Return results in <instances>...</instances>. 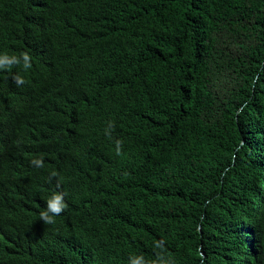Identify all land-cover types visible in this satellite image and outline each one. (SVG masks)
<instances>
[{
  "label": "trees",
  "instance_id": "trees-1",
  "mask_svg": "<svg viewBox=\"0 0 264 264\" xmlns=\"http://www.w3.org/2000/svg\"><path fill=\"white\" fill-rule=\"evenodd\" d=\"M0 264H264V0H0Z\"/></svg>",
  "mask_w": 264,
  "mask_h": 264
},
{
  "label": "clouds",
  "instance_id": "clouds-1",
  "mask_svg": "<svg viewBox=\"0 0 264 264\" xmlns=\"http://www.w3.org/2000/svg\"><path fill=\"white\" fill-rule=\"evenodd\" d=\"M64 207L65 205L63 203L62 197L57 195L51 198L47 204L48 211L41 214V219L44 220L45 223H53L54 218L52 215H49V212L58 215L64 210Z\"/></svg>",
  "mask_w": 264,
  "mask_h": 264
}]
</instances>
